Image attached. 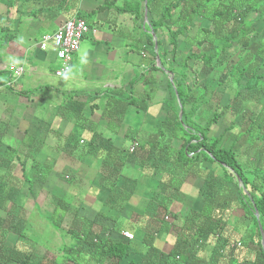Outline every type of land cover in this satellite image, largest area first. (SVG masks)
<instances>
[{
  "label": "crops",
  "instance_id": "0c3cea01",
  "mask_svg": "<svg viewBox=\"0 0 264 264\" xmlns=\"http://www.w3.org/2000/svg\"><path fill=\"white\" fill-rule=\"evenodd\" d=\"M128 1L138 0H0V71L17 65L27 73L13 81L10 72L0 84V264H97L83 244L90 232L128 243L120 264L261 259L255 223L237 194L222 213L223 237L208 229L198 241L193 235L194 226L205 222L198 214L207 180L220 179L221 170L205 159L180 157L184 140L165 124L174 76L159 67L158 54L153 59L158 49L147 40L152 30H145V1L137 23L123 11ZM74 16L96 33L81 56L75 53L70 74L59 78L55 53L39 44ZM130 30L140 33L132 37ZM182 45L175 61L167 57L176 71ZM165 49L171 50L169 43ZM201 71L194 83L205 86L215 78L206 81ZM219 88L226 103L231 92L226 83ZM201 116L206 118V105ZM235 119L226 112L210 138L225 133L223 143L232 146L230 135L241 130L237 124L226 128ZM134 143L139 147L129 154ZM263 144L238 141L240 161L256 168L264 160ZM125 232L133 237L124 239ZM222 240L234 249L223 250Z\"/></svg>",
  "mask_w": 264,
  "mask_h": 264
},
{
  "label": "trees",
  "instance_id": "16d2710c",
  "mask_svg": "<svg viewBox=\"0 0 264 264\" xmlns=\"http://www.w3.org/2000/svg\"><path fill=\"white\" fill-rule=\"evenodd\" d=\"M144 1L132 2L123 9L132 14L136 23L144 19ZM147 9L149 24L145 25V30H152L158 42L153 59L158 54L161 61L159 67L174 76L169 84L171 111L165 124L173 128L175 137L184 140L180 157L184 162L205 159L221 170L220 179L212 177L207 180L206 204L203 212L198 214L204 216L205 222L202 224L206 228L196 224L193 235L197 236L198 241L203 231L208 229L223 237L226 222L222 213L231 210L236 201L233 195L237 194L242 207L255 223L261 259L253 263L231 264H264V246L259 226L261 224L264 230V160L251 169L240 161L236 148L240 140L250 146L264 139V29L258 30L256 27V23L264 24V0H148ZM195 22L200 26L194 31ZM203 22L207 26H201ZM161 31L168 37L171 50H162L164 42L160 37ZM147 40L152 47L155 46L152 32L147 34ZM181 43H185L189 51L181 60V68L176 71L167 66V57L172 54V60L175 61ZM156 63L153 62L152 67L158 69ZM188 69H192L197 76L202 74L200 70H204L206 74L202 76H206V81L208 76L216 79L205 86L198 85V81L190 84ZM7 72L0 71V84L6 82ZM220 76H226L224 83L227 84L228 92H231L226 104H222L223 94L216 90L224 84L220 82L221 79L218 80ZM213 83L214 88L211 87ZM188 105L191 108L186 111ZM204 105L206 118L201 116ZM229 110L236 115V119L226 128V132H230L236 124L241 130L238 135H230L235 140L232 146L223 143L225 133L218 138H210L212 126ZM198 115L200 118L196 119ZM262 148L264 151V144ZM191 154L193 156L188 158ZM215 214L219 217L216 218ZM78 234L74 233L75 236ZM123 238L128 239L127 236ZM151 238L146 239L145 243H150ZM221 242L223 250L234 249L229 240ZM83 244L89 248L91 258L97 264H120L128 250L126 241H115L105 232L88 233L83 238Z\"/></svg>",
  "mask_w": 264,
  "mask_h": 264
},
{
  "label": "built area",
  "instance_id": "2783aa9c",
  "mask_svg": "<svg viewBox=\"0 0 264 264\" xmlns=\"http://www.w3.org/2000/svg\"><path fill=\"white\" fill-rule=\"evenodd\" d=\"M96 30L88 25L81 17L74 16L60 26L57 31L46 34L42 37L39 48L42 51L51 49L58 60V67L55 70V76L59 78L67 77L72 70L73 56L80 47L81 41L90 35H94ZM12 79H19L25 72L23 66L12 65L9 68ZM139 147L138 143H134L130 149V153H134ZM125 236L132 238V234L125 232Z\"/></svg>",
  "mask_w": 264,
  "mask_h": 264
},
{
  "label": "rangeland",
  "instance_id": "374dc122",
  "mask_svg": "<svg viewBox=\"0 0 264 264\" xmlns=\"http://www.w3.org/2000/svg\"><path fill=\"white\" fill-rule=\"evenodd\" d=\"M146 1V0H145ZM127 4H132V1H128V2H126ZM200 26V24L197 22H195V28H194V31L197 29L196 27H199ZM201 26H207V23L206 22H203L202 24H201ZM256 27H257V29L258 30H263L264 29V24L263 23H256ZM139 33H140V31H136V33L134 32V30H130V34H131V36L132 37H134V36H137V35H139ZM193 34V33H192ZM3 35H4V37L5 38H7V37H9L10 35L12 36V34L10 33V34H5V33H3ZM88 37H92L91 35L90 36H87V37H85L82 41H81V43H80V47H79V49H78V51H77V53H78V55L79 56H81L82 55V52H83V49L85 48V46H86V43L90 46V44L88 43V42H90L91 41V38H88ZM161 40H163V42H164V44H163V48L165 49V47L167 46V44H168V37L165 35V32L164 31H162V33H161ZM22 37L21 36H18V35H16L15 36V39H17V40H20ZM135 44V43H134ZM182 48H183V52H182V54L183 55H185L186 54V52H185V49H187V46H185V45H182L181 46ZM185 52V53H184ZM182 54L179 56V58L177 59V61H179V64H178V66L179 67H181L180 66V63H181V60H182ZM170 57H169V59L171 58L172 59V54L171 55H169ZM74 57V56H73ZM73 62H74V60H73ZM172 62H174V61H172ZM171 63V62H170ZM191 64H192V62H191ZM53 66H54V64H53ZM53 66H51V67H53ZM25 74H27L26 73V71L24 72ZM23 73V74H24ZM187 73H188V78H189V80H190V82L191 83H194V78H195V74L196 73H194L191 69H188L187 70ZM5 76H9V73L7 72L6 74H5ZM220 78H221V80L224 82L227 78H226V76H220ZM210 81H212V80H210ZM206 83V82H205ZM212 88H214L215 86H214V83L212 84V86H211ZM220 88H216V90H219ZM233 94V93H232ZM228 98H229V96L228 95H226ZM224 100H227V98H225ZM223 100V103L222 104H226L225 103V101Z\"/></svg>",
  "mask_w": 264,
  "mask_h": 264
},
{
  "label": "water",
  "instance_id": "95a60500",
  "mask_svg": "<svg viewBox=\"0 0 264 264\" xmlns=\"http://www.w3.org/2000/svg\"><path fill=\"white\" fill-rule=\"evenodd\" d=\"M147 1H145V5H146V10H145V18L147 19L148 18V9H147ZM152 34H153V38L155 40V49H158V43H157V37H156V34L152 31ZM157 60L158 62L160 63V56L157 55ZM182 113H183V110L181 109V114H180V117H182ZM239 182L241 183L242 180L239 178ZM256 215L257 217L259 218V213L258 211L256 210ZM260 226V230H261V233H262V244L264 245V230H263V227L261 226V224H259Z\"/></svg>",
  "mask_w": 264,
  "mask_h": 264
}]
</instances>
